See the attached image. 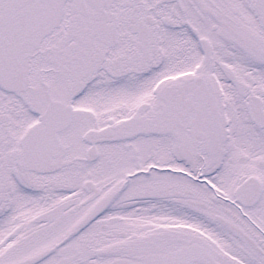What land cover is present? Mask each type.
I'll list each match as a JSON object with an SVG mask.
<instances>
[{
    "label": "snow or ice",
    "instance_id": "1",
    "mask_svg": "<svg viewBox=\"0 0 264 264\" xmlns=\"http://www.w3.org/2000/svg\"><path fill=\"white\" fill-rule=\"evenodd\" d=\"M0 264H264V0H0Z\"/></svg>",
    "mask_w": 264,
    "mask_h": 264
}]
</instances>
